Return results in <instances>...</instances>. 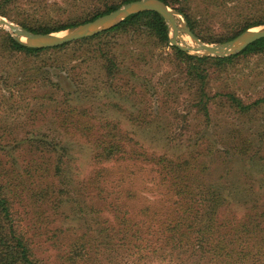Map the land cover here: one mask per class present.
Listing matches in <instances>:
<instances>
[{"label":"trees","instance_id":"trees-1","mask_svg":"<svg viewBox=\"0 0 264 264\" xmlns=\"http://www.w3.org/2000/svg\"><path fill=\"white\" fill-rule=\"evenodd\" d=\"M129 1L0 0V15L49 33ZM162 1L182 13L203 41H226L264 23V0ZM213 24L228 33L208 37L206 27ZM169 32L156 11L132 14L101 33L49 48L28 47L0 29V72L5 60L23 61L14 65L8 94L0 84V103L28 102L33 122L57 124L25 130L8 144L0 141V264H46L37 253L39 236L59 249L61 264H264V246H255L264 219L251 211L236 216L231 194L208 172L207 157L222 149L203 139L198 128L211 121L214 102L242 115L263 107L264 96L246 101L228 79L212 82L241 56L263 53L264 38L237 55L198 56L171 45ZM160 61L169 69L156 70ZM93 66L92 80L103 84L107 98L124 97L135 107L124 110L127 122L77 104L51 77L52 68H62L84 84ZM160 121L168 139L186 141L187 151H153L128 127L162 128ZM61 129L91 145V172L83 178L73 170L71 148L55 135ZM231 132L224 150L248 156L253 140L243 129ZM141 171L154 174L165 190L158 200L140 205L133 180ZM19 214L26 216V227ZM68 220L76 224L66 226Z\"/></svg>","mask_w":264,"mask_h":264},{"label":"rangeland","instance_id":"rangeland-1","mask_svg":"<svg viewBox=\"0 0 264 264\" xmlns=\"http://www.w3.org/2000/svg\"><path fill=\"white\" fill-rule=\"evenodd\" d=\"M0 16L12 21L3 15ZM179 19L181 22L186 21L183 14L179 16ZM263 24L264 23L260 25ZM0 29L8 31L4 27H0ZM225 29L226 27L224 25L213 24L206 27V33L208 37L215 39L221 35L227 34L228 32L225 31ZM169 34L172 35L171 32H169ZM226 41L203 42L217 44ZM178 42L182 45H195L194 41L184 32H181ZM191 53L193 54L195 52L191 51ZM5 63V69L0 72V84L3 87L2 93L8 94L14 74V65L16 66L17 63L21 64L23 61L18 60L15 62V59H8L5 60ZM33 63V60L29 63L27 62V67H31ZM94 67L95 66L90 68V71L93 74L91 75L90 80L87 83H84L86 85L82 84V82H79V76H77V82L79 84L75 83L68 74V70H64L62 68H52L51 77L54 81H59L61 87H65L67 93L71 91V97L74 98V101L77 104L80 101L84 104H90L92 105L93 110L99 115L103 114L110 118H120L125 121L126 116L124 110H132L135 107L132 106L130 100L128 101L124 97L108 95L107 98L103 84L99 80H92L93 78H97V70ZM159 69H162L163 71L169 69L166 66V61L159 62V67H157L156 70ZM5 70H8V72ZM214 77L212 82L214 86L218 85L221 80L228 79L227 81L236 90V94L242 96L246 101H252L259 97H263L264 52L251 56H241L236 63L230 66L228 73L216 74ZM71 81H73V83ZM31 99L36 100L32 97ZM87 99H89V102H86ZM51 107L53 108L55 106L52 105ZM210 109L212 117L211 121L200 125L198 124V128H202L203 130L200 136L203 135V139L205 138L208 142L217 145L220 150L222 149V152L213 153L207 157L209 176L213 181H217L222 187H226L225 191L231 194L230 198L233 200L232 208L236 212V216L238 218L243 217L248 211H251L252 213L259 212L257 218L264 219V158L260 155L263 154L262 152L264 150V105L249 115H242L233 109L224 107L215 102L210 105ZM29 110L28 102L21 103L20 100L18 102L9 100L7 102L2 101L0 103L1 142L6 144L13 142L14 137L17 134L23 133L25 130L29 131L38 127L43 128V130H47L49 128L55 129L57 126V124L50 123L48 121L43 123L41 121L33 122V119L29 118ZM198 121L200 122V120ZM160 124L163 129L156 124L152 126L147 125L141 128L130 125H128V127L136 133L138 139L142 140L153 151L161 153L167 152L171 155L180 154L187 151V142L179 141V139L173 142L170 141L168 139V132L164 129V124L161 121L159 122V125ZM232 129H243L253 140L252 142L254 144H252V142L251 144L254 145V148L249 150L248 156L245 155L241 157L234 155V150H230L228 152L224 150L226 147L224 144L230 139V133H232ZM191 132L192 129H190L188 133ZM55 135L60 137L66 143V145H69L71 148L76 159L73 169L75 174L79 175L80 178L88 175L91 172L92 167L90 166L92 152L91 145L72 136L70 133H67L62 129L60 134ZM183 139H187V135L183 136ZM6 146L10 147L9 145ZM258 147L259 149H257ZM260 149L262 152L259 153ZM136 171H138V169H136ZM152 175L154 174L141 171L135 176V179L133 180V188L137 190L139 195L137 202H139L138 204L140 205L141 202L145 201V199L158 200L162 197L163 190H165L160 185L155 184L157 181L151 177ZM254 215L256 217V214ZM17 216H19V221L22 228L27 225L28 221L26 220V216L23 217L21 214ZM75 224L76 222L72 220L65 222L66 226H73ZM28 228L29 227L27 226L26 229ZM39 237L38 239L36 238V240L37 253L40 258L44 259L46 264H61L58 257L59 249L57 247H49L48 244L43 243L44 239ZM255 246L256 248L264 246V231L259 232Z\"/></svg>","mask_w":264,"mask_h":264},{"label":"water","instance_id":"water-1","mask_svg":"<svg viewBox=\"0 0 264 264\" xmlns=\"http://www.w3.org/2000/svg\"><path fill=\"white\" fill-rule=\"evenodd\" d=\"M142 11H156L163 15L169 31L172 33L170 35L171 44L190 53L194 51L195 53L193 54L198 56L228 57L236 55L251 43L264 38L263 24L255 27L257 29L249 28L235 38L223 43H205L190 29L186 21H180L179 16L182 14L162 0H133L94 20L50 33L33 32L1 16L0 27L6 28L16 40L28 47L49 48L91 37L114 27L126 17ZM181 32L186 33L194 41L195 45L180 44L178 38H180ZM22 38L25 40H22Z\"/></svg>","mask_w":264,"mask_h":264},{"label":"bare ground","instance_id":"bare-ground-1","mask_svg":"<svg viewBox=\"0 0 264 264\" xmlns=\"http://www.w3.org/2000/svg\"><path fill=\"white\" fill-rule=\"evenodd\" d=\"M254 29H257V28H254ZM22 40H25L24 38H22Z\"/></svg>","mask_w":264,"mask_h":264}]
</instances>
